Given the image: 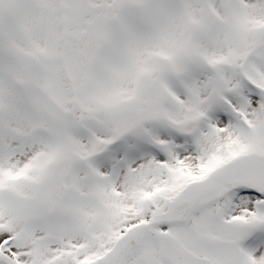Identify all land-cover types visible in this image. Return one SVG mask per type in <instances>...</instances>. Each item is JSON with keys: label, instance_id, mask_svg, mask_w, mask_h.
I'll use <instances>...</instances> for the list:
<instances>
[{"label": "snow or ice", "instance_id": "6c2138e0", "mask_svg": "<svg viewBox=\"0 0 264 264\" xmlns=\"http://www.w3.org/2000/svg\"><path fill=\"white\" fill-rule=\"evenodd\" d=\"M0 264H264V0H0Z\"/></svg>", "mask_w": 264, "mask_h": 264}]
</instances>
